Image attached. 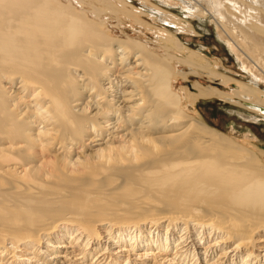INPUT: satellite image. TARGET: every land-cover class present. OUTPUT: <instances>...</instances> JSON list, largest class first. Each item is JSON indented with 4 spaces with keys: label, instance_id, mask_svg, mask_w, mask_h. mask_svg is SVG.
<instances>
[{
    "label": "bare ground",
    "instance_id": "1",
    "mask_svg": "<svg viewBox=\"0 0 264 264\" xmlns=\"http://www.w3.org/2000/svg\"><path fill=\"white\" fill-rule=\"evenodd\" d=\"M132 1L0 0V264H264V163L183 105L264 117V0H159L214 17L246 83ZM84 4L158 21L160 51L104 34ZM184 75L214 85L184 100Z\"/></svg>",
    "mask_w": 264,
    "mask_h": 264
},
{
    "label": "rangeland",
    "instance_id": "2",
    "mask_svg": "<svg viewBox=\"0 0 264 264\" xmlns=\"http://www.w3.org/2000/svg\"><path fill=\"white\" fill-rule=\"evenodd\" d=\"M150 2L151 4H155L168 10L183 20L182 27L185 31L177 33L172 30L175 38H178L182 44L193 51H201L200 53H202L206 60L218 63V68L216 69L223 70L225 75L237 78L245 83L246 81L248 82L247 76L242 77V75H239L236 60L234 59V56L228 52L225 42L217 37L214 17L205 14L200 15L199 17L188 18L185 17V11L181 8V5L164 6L159 3V0H153ZM131 3L136 8L141 7V3L138 0H133ZM73 5L76 6L75 4ZM75 9L79 12L83 11L84 16L89 18V20L92 19L94 21L100 18L97 22L94 21V24L98 26V29L102 26L101 24H103L100 30L104 31L103 33L108 36L125 39L124 35H128L130 38L138 39L140 42L145 43L146 46L156 48L160 51V32H158V29L156 30L158 27V21L153 22V20L148 17H141L140 20L142 24H136L132 19H126L124 16H114V14L110 13L108 10L93 12L88 10L89 7L87 8L85 4L84 6L79 8L76 7ZM96 12L101 13L99 18L98 16L94 17L95 14H97ZM187 21H189L192 29L186 24ZM99 25L101 26L99 27ZM165 27L168 28L169 26ZM171 53L174 54L173 52ZM158 54H163V52H159ZM175 55L182 57L183 53H176ZM187 69L188 68L183 65L178 67V70L183 73L188 72L189 70L187 71ZM194 84L203 87H211L214 85L210 83V80L205 75L197 77L193 75H184L175 79L174 88L176 93L178 92L181 94L182 98L185 100L186 95L190 92L196 94L193 91ZM229 86L226 88H223L222 86L218 87L227 93L228 91L226 90H230L231 88ZM209 96L204 98L198 97L194 99L192 103L191 101L190 103L185 101L183 105L189 109L188 111L184 109L186 118L189 119L192 117L209 126L213 130L229 138L234 145L239 144L241 147L253 152L254 155L264 163V117H256L257 121H243L237 115L228 112L229 109L235 111L239 110L240 108H237V105L235 106L233 103L229 102V104H233L231 106L228 104V101L226 104L224 100L218 99L215 95ZM247 133H250L251 137L245 139L244 136ZM261 152H263V154H261Z\"/></svg>",
    "mask_w": 264,
    "mask_h": 264
}]
</instances>
